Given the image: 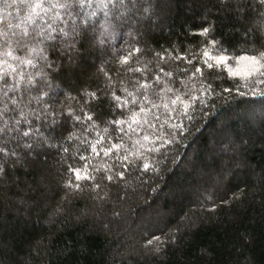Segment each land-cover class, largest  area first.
I'll use <instances>...</instances> for the list:
<instances>
[{
  "label": "trees",
  "instance_id": "16d2710c",
  "mask_svg": "<svg viewBox=\"0 0 264 264\" xmlns=\"http://www.w3.org/2000/svg\"><path fill=\"white\" fill-rule=\"evenodd\" d=\"M0 264H264V0H0Z\"/></svg>",
  "mask_w": 264,
  "mask_h": 264
},
{
  "label": "rangeland",
  "instance_id": "374dc122",
  "mask_svg": "<svg viewBox=\"0 0 264 264\" xmlns=\"http://www.w3.org/2000/svg\"><path fill=\"white\" fill-rule=\"evenodd\" d=\"M97 9L100 10L99 7H97ZM252 61H253V62H252ZM252 61L250 60V61H247V62H246L247 66L245 65L246 68L244 69V71H248V73H250L249 71H251V69L253 68L252 65L256 66V65L258 64V60H257L256 58H253ZM243 64H244V63L242 62L241 66H242ZM241 66H240V67H241ZM241 68H242V67H241Z\"/></svg>",
  "mask_w": 264,
  "mask_h": 264
}]
</instances>
